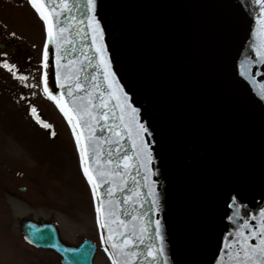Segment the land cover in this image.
<instances>
[{
    "label": "water",
    "instance_id": "obj_1",
    "mask_svg": "<svg viewBox=\"0 0 264 264\" xmlns=\"http://www.w3.org/2000/svg\"><path fill=\"white\" fill-rule=\"evenodd\" d=\"M67 5L71 11L56 18L71 42L61 41L68 49L60 60V83L66 87L57 83L56 44H50L49 91L63 94L69 106L73 98L95 105L99 157L89 149L88 163L106 170L109 182L98 181L93 199L96 207L103 200L105 209L111 202L115 218L123 222L110 221L115 240L135 244L129 249L138 254L132 264H232L226 243L236 239L229 234L243 221L230 217L238 208L255 226L264 209V95L259 87L264 63L256 53L264 43L261 5L256 0H97L105 57L148 130L142 134L152 156L147 168L134 146L139 140L119 119L114 86L93 43L87 0H67ZM75 77L80 89L74 87ZM97 221L112 264L108 229L100 228L98 214ZM140 225L147 228L142 243ZM21 231L27 244L56 253L62 264H94L98 245L90 240L67 244L52 221L27 219ZM161 244L164 252L154 260L149 247L155 254Z\"/></svg>",
    "mask_w": 264,
    "mask_h": 264
},
{
    "label": "rangeland",
    "instance_id": "obj_2",
    "mask_svg": "<svg viewBox=\"0 0 264 264\" xmlns=\"http://www.w3.org/2000/svg\"><path fill=\"white\" fill-rule=\"evenodd\" d=\"M0 31L7 45V58L0 57V264H61L54 253L29 247L21 224L54 221L68 244H99L92 191L74 136L42 89L44 22L29 0H0ZM28 51L33 60L17 64ZM4 63L15 65V75ZM20 74L28 80H19ZM95 264H110L101 248Z\"/></svg>",
    "mask_w": 264,
    "mask_h": 264
},
{
    "label": "snow or ice",
    "instance_id": "obj_3",
    "mask_svg": "<svg viewBox=\"0 0 264 264\" xmlns=\"http://www.w3.org/2000/svg\"><path fill=\"white\" fill-rule=\"evenodd\" d=\"M257 3L261 5V13L264 15V0H256ZM31 6L35 9V11L39 14L41 20H43L46 25L47 30V43L43 49V68L45 71L43 72V87L44 92L47 94L49 99H52L56 102L57 106L60 108V111L64 113V115L68 119V123L72 126L73 133L76 136V144L80 151V159L81 164L83 166L84 176L87 178L88 183L92 187L93 195L96 196L97 189L100 187V182L107 183L109 182L107 177L109 173L101 169L99 167L92 168L88 163L89 159V149L93 153L96 154L97 158L99 157V151L96 146V137L93 135L95 129L93 125V121L96 117L93 114L92 109L95 105L92 103L91 99H89L88 103L85 104L83 102L77 103V98H73L71 100V106L64 100V95L61 94L59 97L53 94L52 91H49V72L47 69L50 67V52L48 45L56 44V80L61 88L66 87L65 84L60 83L61 73H60V60L64 58L63 52H67V48H61V41L66 43H71L67 40L65 36L66 29L58 25L56 18L63 15L64 11L70 12L71 9L68 8L67 0H29ZM88 7L92 12V15L89 17V27L93 29L94 37L93 43L96 46V51L100 55L102 59V63L105 68V78L110 79V86H114V91L112 93V97H114L117 101L116 107L120 110L119 119L123 121V126L127 131L129 136H135L137 140H139L138 144L134 146L137 149V154L145 157L144 167L147 168L148 163L151 162L152 156L151 152L143 139L144 133H147V128L138 122L137 113L139 109L133 107L129 103V97L127 93L123 92V89L119 86L118 81L115 79V73L111 71V61L105 57L106 47L102 43L104 31L103 28L100 27V22L96 18V7L97 0H87ZM262 29H264V20H261ZM256 53L259 58L260 63H264V43H262L259 47L256 48ZM3 67L7 68L10 72H13L15 69V65H10L8 63H4ZM15 75V72H13ZM21 81H27L28 76L19 75L17 77ZM75 85L76 89H80V84L78 77H75ZM30 85L25 84V87H29ZM31 87H35V85H31ZM261 95H264V84H260ZM82 90V89H81ZM119 93V95H116ZM67 96H73L72 87L69 86V90L67 92ZM102 107L107 108L106 102H101ZM31 111L33 113L36 112L35 108H32ZM42 126L45 128L51 127L49 124L42 123ZM77 129H81L77 131ZM84 129L87 130V135H85ZM150 135V133H148ZM52 135H55L53 132ZM120 135V133H117ZM126 159V158H125ZM129 165H125L128 167ZM100 181V182H98ZM109 195H111V191H109ZM104 201L101 200L100 203L96 207V212L98 214V220L100 223L101 229H108L109 235L106 243L111 244V248L115 250L112 255V264H132V257L138 255L134 251H130L129 249H134L135 244H130L127 240L122 239L120 242H117L114 238V230L110 227V221L112 223H117L118 226H124L122 221H118L115 218V211L111 206V202L109 203L108 208H103ZM153 203H156L154 200ZM233 203L235 204V198H233ZM252 220H257L256 216L250 217ZM234 222L236 220L243 221L242 223L237 224V231L235 233H230L229 235H235L236 239L232 241L231 245L226 243V247L229 248V260L232 264H264V209H262L259 213V219L257 220V224L254 226L250 224L248 216H241L239 209L237 208L234 212V217H230ZM137 231V226L133 225L132 233L135 234ZM147 231V228L143 225L139 226L140 240L141 243L144 239V233ZM246 231L248 234H246ZM120 236H124L123 232L116 233ZM157 235L160 236V224L157 221ZM161 240L163 237L160 236ZM258 240V243L252 244L250 241ZM106 251L108 249H105ZM164 252L163 244L156 249L155 254H153L151 246L149 247V255H152V258L155 260L159 257L160 254Z\"/></svg>",
    "mask_w": 264,
    "mask_h": 264
},
{
    "label": "flooded vegetation",
    "instance_id": "obj_4",
    "mask_svg": "<svg viewBox=\"0 0 264 264\" xmlns=\"http://www.w3.org/2000/svg\"><path fill=\"white\" fill-rule=\"evenodd\" d=\"M4 37H3V33H2V31H0V57H3V58H7L6 56H7V45L4 43V41L3 40H5V38L3 39ZM19 53V52H18ZM21 53V52H20ZM28 53H30V54H23L22 56H17L16 57V59H15V62L17 63V64H19V63H22V64H25V65H27L26 64V62H31L32 60H33V55H32V53L30 52V51H28ZM28 55H30V56H28ZM31 57V58H30ZM21 58H23V60L22 61H20V59ZM33 68H34V63L32 62L31 64H30V69H32L33 70ZM33 73V72H32ZM20 75H24V74H20ZM31 77H32V75H31Z\"/></svg>",
    "mask_w": 264,
    "mask_h": 264
}]
</instances>
